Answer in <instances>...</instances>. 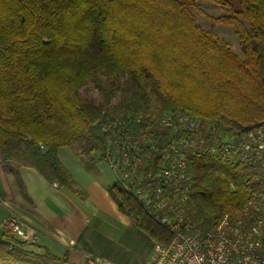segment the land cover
Segmentation results:
<instances>
[{
  "label": "trees",
  "instance_id": "trees-1",
  "mask_svg": "<svg viewBox=\"0 0 264 264\" xmlns=\"http://www.w3.org/2000/svg\"><path fill=\"white\" fill-rule=\"evenodd\" d=\"M198 1L0 0L3 161L70 186L61 148L72 147L85 164L107 160L102 127L109 118L143 117L132 132L155 138L154 169L168 165L162 152L176 137L154 114L188 111L231 136L264 125V0H211L230 10L210 18L233 25L242 54L202 26ZM89 82L99 98L83 95ZM187 170L188 211L209 227L243 207L252 190L264 191V170L233 164L221 148L190 153ZM109 190L159 245L174 241L134 194L118 183ZM34 244L1 230L0 264H74L28 248Z\"/></svg>",
  "mask_w": 264,
  "mask_h": 264
},
{
  "label": "built area",
  "instance_id": "built-area-1",
  "mask_svg": "<svg viewBox=\"0 0 264 264\" xmlns=\"http://www.w3.org/2000/svg\"><path fill=\"white\" fill-rule=\"evenodd\" d=\"M152 117L176 133L162 152L168 165L156 169L148 161L155 138L132 132L134 122H143L142 116L109 118L102 127L105 156L116 173V183L134 194L151 215L175 234L169 246L158 244L157 254L145 264H264V191L252 190L243 207L233 215L226 213L209 227L188 211L192 179L187 170L190 153L213 152L218 148L225 151L233 164L264 170V125L231 136L188 111L176 115L165 111L160 117ZM3 229L29 243L40 238L38 230L14 212L0 223V233ZM85 257L84 264H115L91 253Z\"/></svg>",
  "mask_w": 264,
  "mask_h": 264
},
{
  "label": "crops",
  "instance_id": "crops-1",
  "mask_svg": "<svg viewBox=\"0 0 264 264\" xmlns=\"http://www.w3.org/2000/svg\"><path fill=\"white\" fill-rule=\"evenodd\" d=\"M60 158L72 174L70 186L48 180L33 166L0 162V223L16 213L39 232L29 249L68 256L74 264H84L88 253L115 264H145L157 254L155 239L111 195L116 173L110 166L101 167L103 160L85 164L68 146Z\"/></svg>",
  "mask_w": 264,
  "mask_h": 264
},
{
  "label": "rangeland",
  "instance_id": "rangeland-1",
  "mask_svg": "<svg viewBox=\"0 0 264 264\" xmlns=\"http://www.w3.org/2000/svg\"><path fill=\"white\" fill-rule=\"evenodd\" d=\"M194 12L197 15L199 22L202 24L203 27L207 29H215L223 39H225L231 44V46L233 47L236 53L242 54L240 48V40L236 35L233 25H229L225 23H216L212 21V19L210 18V17H220L225 14H229L230 13L229 9L222 7L211 0H199L198 8L194 9ZM81 91L83 92V95L86 96H90L94 98H99L101 96L100 91L95 87V85L92 82H89V84L83 87ZM152 112L154 111H151L150 113ZM106 162H107L106 159H103V161H100V166L104 168L105 166H107L109 170L110 167Z\"/></svg>",
  "mask_w": 264,
  "mask_h": 264
}]
</instances>
